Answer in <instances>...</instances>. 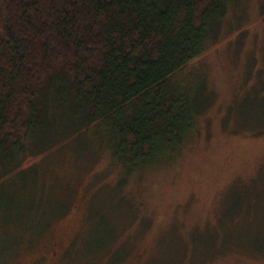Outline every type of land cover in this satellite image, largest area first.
Wrapping results in <instances>:
<instances>
[{"label": "rangeland", "instance_id": "obj_1", "mask_svg": "<svg viewBox=\"0 0 264 264\" xmlns=\"http://www.w3.org/2000/svg\"><path fill=\"white\" fill-rule=\"evenodd\" d=\"M236 2L182 72L200 111L158 164L127 176L109 128L80 132L73 106L45 115L31 158L0 180V264L55 243L59 264H264V0Z\"/></svg>", "mask_w": 264, "mask_h": 264}, {"label": "trees", "instance_id": "obj_2", "mask_svg": "<svg viewBox=\"0 0 264 264\" xmlns=\"http://www.w3.org/2000/svg\"><path fill=\"white\" fill-rule=\"evenodd\" d=\"M236 6L0 0V180L31 158L45 115L71 106L80 132L112 131L108 148L127 176L181 149L200 111L182 72L218 43Z\"/></svg>", "mask_w": 264, "mask_h": 264}, {"label": "flooded vegetation", "instance_id": "obj_3", "mask_svg": "<svg viewBox=\"0 0 264 264\" xmlns=\"http://www.w3.org/2000/svg\"><path fill=\"white\" fill-rule=\"evenodd\" d=\"M62 257L63 254L57 249V244L55 243L49 252L37 258L32 264H53L56 262L59 264L62 260Z\"/></svg>", "mask_w": 264, "mask_h": 264}]
</instances>
